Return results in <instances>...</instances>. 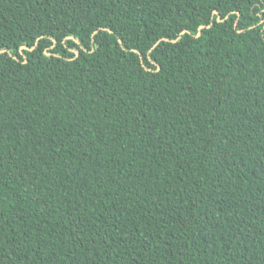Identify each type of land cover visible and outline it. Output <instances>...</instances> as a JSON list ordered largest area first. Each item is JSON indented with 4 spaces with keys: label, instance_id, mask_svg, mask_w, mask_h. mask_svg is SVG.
<instances>
[{
    "label": "trees",
    "instance_id": "trees-1",
    "mask_svg": "<svg viewBox=\"0 0 264 264\" xmlns=\"http://www.w3.org/2000/svg\"><path fill=\"white\" fill-rule=\"evenodd\" d=\"M0 264H264V0H0Z\"/></svg>",
    "mask_w": 264,
    "mask_h": 264
}]
</instances>
